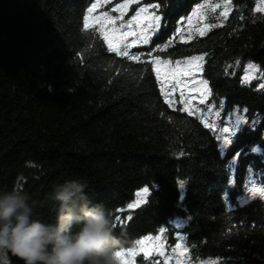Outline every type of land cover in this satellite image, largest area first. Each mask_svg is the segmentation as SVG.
<instances>
[{
	"label": "trees",
	"instance_id": "16d2710c",
	"mask_svg": "<svg viewBox=\"0 0 264 264\" xmlns=\"http://www.w3.org/2000/svg\"><path fill=\"white\" fill-rule=\"evenodd\" d=\"M94 1L0 0V187L19 185L53 221L52 186L83 178L90 201L113 210L120 249L181 222L190 260L264 264V195L251 192L264 188V0H225L227 15L204 37L170 44L203 0H137L128 15L159 3L165 17L153 43L133 50L140 62L109 53L98 29L86 30ZM148 52L205 57L210 99L246 120L227 145L217 127L164 100L143 63ZM249 62L258 77L244 83ZM144 186L147 202L129 209ZM4 251L6 264H23Z\"/></svg>",
	"mask_w": 264,
	"mask_h": 264
},
{
	"label": "clouds",
	"instance_id": "9594fccd",
	"mask_svg": "<svg viewBox=\"0 0 264 264\" xmlns=\"http://www.w3.org/2000/svg\"><path fill=\"white\" fill-rule=\"evenodd\" d=\"M85 179L55 183L47 195L53 221L35 212L19 185L0 187V251L23 264H119L121 240L113 210L90 201Z\"/></svg>",
	"mask_w": 264,
	"mask_h": 264
},
{
	"label": "rangeland",
	"instance_id": "374dc122",
	"mask_svg": "<svg viewBox=\"0 0 264 264\" xmlns=\"http://www.w3.org/2000/svg\"><path fill=\"white\" fill-rule=\"evenodd\" d=\"M95 2V1H94ZM124 0L122 3H115L109 9L105 8L104 4L99 7L95 15H101L104 12H107L110 16L120 17V13L114 11L117 5L125 3ZM137 2L134 0L133 3H130L127 9L124 12L123 20H117L116 27H119L121 23H127L128 20L136 15L137 11L140 8L148 7L149 11L152 9L149 5H144L141 7H136L133 13L128 15L129 9ZM225 0H203L194 6L190 14L192 16V27L189 28L187 20L182 24H176V27H180L181 31L185 34L184 40L188 39L189 36L195 37L199 36V30H206L211 24L220 23L224 20L225 13ZM199 6V7H198ZM157 11V10H156ZM195 13V15H193ZM186 16V17H187ZM87 23V19H86ZM97 31V28H96ZM98 32V31H97ZM175 38H180L178 34H174L171 37L169 44L172 41H177ZM163 47H167V45H163ZM162 60L169 61L170 63L164 64L161 66L162 72H168L177 67L185 70L191 71L195 74L194 79H189L185 77V80L189 85L196 84V88L187 87L184 89L185 97L189 101V111L198 114L201 119L206 124L215 125L219 131H216L217 136L223 137L225 133H223L222 129L225 126L231 127L233 131L231 132L229 137H232L236 134L239 129H242V125L246 122L245 117L237 110H229L226 112H222V108L220 104H215L212 102L209 96V89L207 84H200L198 81L204 80L202 77V70L200 68H195L191 63H189V58H183L178 60H169L161 58ZM151 60V59H150ZM176 61H181L179 65L176 64ZM201 65V61H198ZM252 65V67H249ZM247 77V81L245 78ZM258 77L257 67L252 63H243L242 65V74L241 79L244 83H251L256 80ZM169 91L171 87L166 85ZM204 96V104L201 105V92H205ZM180 88L177 87L175 92L169 97L172 100V104H179L185 107L182 102V98L179 96ZM219 114V115H218ZM240 122H237L240 119ZM242 126V127H241ZM140 195L137 194V198L130 202V204H136L138 200L141 199L143 193L139 192ZM182 223L181 222H173L172 225L168 228H160L165 229L166 231L161 233L160 229L154 232L153 234L145 235L138 238L130 247L120 249L121 257L119 260V264H209V262L189 259V255L186 250V242L184 241L185 235L182 232ZM179 234V235H177ZM179 244L180 247L177 248L176 245ZM142 249H146L147 252L142 251ZM159 249V251H157ZM7 259L5 256V251H0V264H6Z\"/></svg>",
	"mask_w": 264,
	"mask_h": 264
},
{
	"label": "snow or ice",
	"instance_id": "6c2138e0",
	"mask_svg": "<svg viewBox=\"0 0 264 264\" xmlns=\"http://www.w3.org/2000/svg\"><path fill=\"white\" fill-rule=\"evenodd\" d=\"M134 0H126L125 3L119 4L116 6L114 11L120 13V17L110 16L107 12L102 13L101 15H95L96 10L101 7L103 4L108 3V0H95V2H90V7L86 9V13L83 17L87 19L88 29L97 28L98 35L100 37L101 43L106 45V50L109 53L114 54L119 58H123L129 61L140 62V56L137 54H133V50L139 49L145 46H150L153 43V40L156 36L160 34L162 29L165 27L164 24V13L161 11L162 5L157 3L149 6L152 11H149L148 7L140 8L136 15H134L131 20H128L127 23H121L119 27H116L117 20H123L124 12L127 9L130 3H133ZM199 7V6H198ZM156 10H160L158 14ZM257 11H264V8H258ZM195 15V13H193ZM224 15H227L225 12ZM187 20L189 28L192 27V16L189 15L187 17H181V19L177 22L178 25L184 23ZM210 27V26H209ZM175 34H178L181 40L184 43H188L192 40V36L188 37V40H184L185 34L181 31L180 27L175 29ZM206 31L203 29L199 30V36L204 37L206 35ZM160 45H157V51L160 49ZM119 53V55H118ZM146 55L151 56V60H144L143 63L149 65L151 71L154 72L157 83L160 86V92L163 95L164 100L171 105L172 100L169 97L175 92L176 88H180L179 96L182 98V102L185 105L184 111H189V101L185 97L184 89L187 87L196 88V84L189 85L185 80V77L189 79H194L195 74L191 71H185L179 67L172 69L168 72H162L161 66L169 61L162 60L160 56L155 55L153 52H148ZM131 58V59H130ZM204 56H191L189 57V63L193 65L195 68H200L201 65L196 63L198 61L204 60ZM181 61H176V64L179 65ZM252 67V65H249ZM247 81V77L245 78ZM200 84H208V81L201 80L198 81ZM166 85L171 87L172 91H169ZM260 87H264L261 85ZM205 92H201V105L204 104V96ZM193 111V115H195V110ZM219 115V114H218ZM242 118L238 119L237 122H240ZM208 128L215 130V125H207ZM223 137L216 136V138L221 141L222 144L227 145L229 143V136L233 129L231 127L225 126L222 129ZM147 188V191H141L143 193L140 200L137 201L136 204H128L129 209L138 208L147 202V196L149 195L150 189L148 186H144ZM143 188V187H142ZM253 195L261 194L264 195V188L253 187L251 189ZM140 195V193H137ZM131 219V216L128 217ZM165 229H160V232H165ZM179 235V234H177ZM177 248L180 247L179 244L176 245ZM142 251L147 252L146 249H142ZM159 251V249H157Z\"/></svg>",
	"mask_w": 264,
	"mask_h": 264
}]
</instances>
